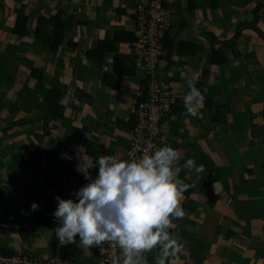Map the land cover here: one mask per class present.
I'll list each match as a JSON object with an SVG mask.
<instances>
[{
  "label": "crops",
  "instance_id": "0c3cea01",
  "mask_svg": "<svg viewBox=\"0 0 264 264\" xmlns=\"http://www.w3.org/2000/svg\"><path fill=\"white\" fill-rule=\"evenodd\" d=\"M137 3L0 0L1 252L35 264H97V247H78L79 236L59 244L54 197L75 200L88 183L76 171L78 146L94 163L100 155L124 158L146 93L131 42ZM166 5L173 20L158 70L174 101L162 133L180 154L177 176L189 188L180 200L185 217L168 229L182 246L165 264H264V0ZM188 80L205 98L195 117L183 102ZM189 158L204 170L184 168ZM89 172L94 178L98 169ZM158 255L159 246L147 264Z\"/></svg>",
  "mask_w": 264,
  "mask_h": 264
},
{
  "label": "clouds",
  "instance_id": "9594fccd",
  "mask_svg": "<svg viewBox=\"0 0 264 264\" xmlns=\"http://www.w3.org/2000/svg\"><path fill=\"white\" fill-rule=\"evenodd\" d=\"M188 88L184 107L195 117L205 98L194 81L188 80ZM82 149H76V171L88 183L73 193L75 200L54 197L57 207L52 215L59 225L54 229L59 244L77 243V236V246L82 249L115 242L120 252L119 256L113 254L111 264H147L145 257L159 246L155 264H165L182 246L168 231L172 219L186 215L180 200L189 185L177 176L181 159L178 150L164 145L139 158L100 155L94 163ZM61 155L72 159L66 153ZM183 167L197 173L204 170L193 158ZM93 168L98 169L94 178L89 172ZM38 208L37 203L31 204V210Z\"/></svg>",
  "mask_w": 264,
  "mask_h": 264
},
{
  "label": "built area",
  "instance_id": "2783aa9c",
  "mask_svg": "<svg viewBox=\"0 0 264 264\" xmlns=\"http://www.w3.org/2000/svg\"><path fill=\"white\" fill-rule=\"evenodd\" d=\"M167 0H138L134 17L138 41L134 47L135 65L146 81L145 96L135 107L136 123L130 132L129 143L123 160L139 158L146 152L162 147L165 135L162 133L164 119L173 108L174 96L168 82L159 72L162 60V38L172 26V14ZM139 61V62H138ZM52 221L57 223L55 217ZM96 248L97 264H111L113 254L120 250L115 242H105ZM0 264H35L32 259L7 255L0 251ZM41 264H80L63 258L43 261Z\"/></svg>",
  "mask_w": 264,
  "mask_h": 264
},
{
  "label": "trees",
  "instance_id": "16d2710c",
  "mask_svg": "<svg viewBox=\"0 0 264 264\" xmlns=\"http://www.w3.org/2000/svg\"><path fill=\"white\" fill-rule=\"evenodd\" d=\"M62 12V11H61ZM133 16L135 17L136 16V14H135V12H134V14H133ZM256 18H257V16H255ZM58 20L61 22V24L62 25H64V22H65V20L60 16H58ZM42 21V18H39V24H40V22ZM20 22H22V20H20V17L18 18V20H17V23H20ZM78 22H79V24H85L86 22L85 21H83L82 19H81V16H78ZM85 22V23H84ZM17 25V24H16ZM59 25L57 26V28H55V32L51 35V39H53V40H56L57 41V43H56V46L59 44V42H60V40H62L63 39V31H64V29L63 30H60L59 29ZM39 27L37 26L36 27V29H38ZM18 30V29H17ZM35 33L36 34H38V32H37V30L35 31ZM240 33V30L237 32V35ZM167 36H168V32H166L165 33V35H164V37L162 38V45H161V50H163V49H165L164 48V43H166L165 42V40H167ZM48 41H50V40H48ZM137 41H138V37H137V33H136V36H135V38L133 39V40H131V42H132V48H133V54H134V58H133V61H134V66H135V68L137 69V67H136V65H135V58H136V55H135V53H134V47L136 46V44H137ZM53 47V48H51V49H54V50H57L58 48L57 47ZM57 48V49H56ZM162 57V56H161ZM34 71H35V69H34ZM141 72V71H140ZM34 73V72H33ZM142 73V72H141ZM142 75H143V73H142ZM145 95H142V96H139L138 97V99H137V102L139 101V99H141L142 97H144ZM137 102H136V104H137Z\"/></svg>",
  "mask_w": 264,
  "mask_h": 264
},
{
  "label": "rangeland",
  "instance_id": "374dc122",
  "mask_svg": "<svg viewBox=\"0 0 264 264\" xmlns=\"http://www.w3.org/2000/svg\"><path fill=\"white\" fill-rule=\"evenodd\" d=\"M22 14V13H21ZM22 15H21V17H20V19L22 20ZM23 21H25V22H28V16H25L24 18H23ZM139 62V61H138ZM166 140H167V138H166V136H165V139L163 140V143H162V146H164V143L166 142Z\"/></svg>",
  "mask_w": 264,
  "mask_h": 264
}]
</instances>
